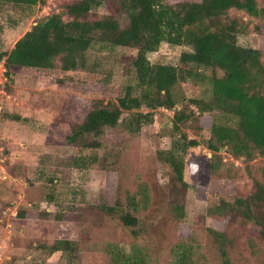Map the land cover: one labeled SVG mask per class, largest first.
I'll use <instances>...</instances> for the list:
<instances>
[{
    "label": "trees",
    "instance_id": "16d2710c",
    "mask_svg": "<svg viewBox=\"0 0 264 264\" xmlns=\"http://www.w3.org/2000/svg\"><path fill=\"white\" fill-rule=\"evenodd\" d=\"M41 2L0 0V9H26ZM232 9L264 21V0L260 6L256 0H70L62 12L34 24L8 54H0L7 71L14 66L53 70L58 62L66 74L87 69V54L95 46L135 51L132 57L121 58L127 61L126 81L116 99L91 101L84 118L70 125L66 141L81 151L73 160L75 169L100 162L114 172L115 157L104 153L100 161L96 154L104 131L122 126L129 136H137L152 124L156 109L173 112L170 147L156 151L168 174L164 190L151 193L148 186H141L133 195L116 193L111 202L96 208L98 215L117 219L130 239L128 250L118 243L104 244L105 264H150L147 249L157 244L166 245L164 264H264V174L253 178L246 193L230 194L224 183L215 189L197 188L206 204L205 214L197 217L198 235L191 234L187 242H171L185 216L184 169L190 150L202 144L212 153L211 177L217 181H232L231 171L236 170L221 158V149L245 165L264 156V65L259 50L238 44L247 27L229 17ZM163 43L186 46L190 52L181 54L176 66L151 63L147 55ZM111 75L101 76L103 84ZM188 80L194 93L176 109L174 88ZM200 80L209 87H197ZM142 107L149 111H139ZM124 112L129 116L121 120ZM204 114L213 118L208 138L200 124ZM207 218L212 226L205 224ZM61 232L42 248L74 258L75 239L69 230ZM142 238L147 245L138 243Z\"/></svg>",
    "mask_w": 264,
    "mask_h": 264
},
{
    "label": "rangeland",
    "instance_id": "374dc122",
    "mask_svg": "<svg viewBox=\"0 0 264 264\" xmlns=\"http://www.w3.org/2000/svg\"><path fill=\"white\" fill-rule=\"evenodd\" d=\"M42 1L26 9L9 6L0 9V54H8L34 24L62 12L63 6L70 2ZM256 1L260 6L261 0ZM228 15L247 27V32L238 37V44L259 50L264 65V21L234 9ZM185 52H190L186 46L163 43L147 58L151 63L176 66ZM134 54V50L95 46L87 54V69L66 74L60 72L58 62L53 70L14 66L8 71L4 59L0 62V264H105L104 244L118 243L128 250L130 239L119 221L98 215L96 208L111 202L116 193L124 197V192L129 191L133 195L141 186H148L151 193L164 190L168 174L156 159V151L170 147L173 112L156 109L152 124L143 127L137 136H129L122 126L104 131L96 154L100 161L104 153L114 156L117 162L114 172L103 169L100 162L75 169L73 160L81 151L66 137L70 125L84 118L91 101L106 103L121 93L127 62L121 58ZM104 74L112 75L103 84ZM196 85L209 87L204 80ZM193 88L189 80L175 86L176 109L186 104ZM139 111L149 110L142 107ZM128 116L124 112L121 120ZM212 121L209 114L201 117L205 138ZM188 136L193 137L190 131ZM219 155L228 166L236 168L231 171L235 176L232 181L212 180V153L202 144L187 154L185 216L171 242L179 239L187 242L191 234L198 235L194 233L197 217L205 214L206 204L199 199L197 188L215 189L224 183L230 194L246 193L253 186V178L264 174V156L245 165L234 160L225 148ZM20 211L25 214L19 215ZM57 218L66 223L58 222ZM205 224L212 226L213 222L207 218ZM63 229L69 230L75 239L74 258L49 254L42 248L61 237ZM146 241L142 238L138 243L145 246ZM147 250L150 264H164L168 258L165 244L149 246Z\"/></svg>",
    "mask_w": 264,
    "mask_h": 264
}]
</instances>
